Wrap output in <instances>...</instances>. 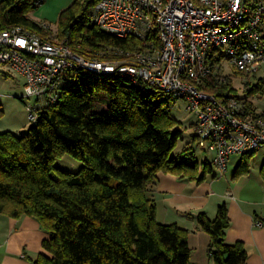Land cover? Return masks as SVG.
Here are the masks:
<instances>
[{
    "label": "trees",
    "instance_id": "obj_1",
    "mask_svg": "<svg viewBox=\"0 0 264 264\" xmlns=\"http://www.w3.org/2000/svg\"><path fill=\"white\" fill-rule=\"evenodd\" d=\"M37 1L2 0L0 31L22 26L45 33L29 18ZM99 1L76 0L65 9L58 38L86 57L131 61L139 42L92 22ZM75 79L77 87L66 89L64 83L55 100L39 106L27 132L0 133V215L35 217L48 232L45 253L34 264H193L188 230L160 223L156 201L148 195L161 172L199 183L213 169L196 160L191 142L173 155L184 135L171 114L172 102L164 99L173 97L121 73L81 70ZM232 90L227 84L216 93ZM247 92L263 98L264 78ZM192 139L197 141L196 134ZM65 155L84 167L71 172L56 166ZM252 156L242 157L238 175L249 171ZM197 220L210 235L214 264H248L245 245L226 242V204L215 219L200 213Z\"/></svg>",
    "mask_w": 264,
    "mask_h": 264
},
{
    "label": "built area",
    "instance_id": "obj_2",
    "mask_svg": "<svg viewBox=\"0 0 264 264\" xmlns=\"http://www.w3.org/2000/svg\"><path fill=\"white\" fill-rule=\"evenodd\" d=\"M91 20L108 34L139 42L130 62L86 57L51 32L0 31V70L25 78L33 122L39 106L55 100L77 71L121 73L186 100L197 115L198 147L214 155L210 163L219 175L232 157L264 151V110L249 107L261 98L247 92L264 78V0H100ZM227 84L234 91L216 93Z\"/></svg>",
    "mask_w": 264,
    "mask_h": 264
},
{
    "label": "crops",
    "instance_id": "obj_3",
    "mask_svg": "<svg viewBox=\"0 0 264 264\" xmlns=\"http://www.w3.org/2000/svg\"><path fill=\"white\" fill-rule=\"evenodd\" d=\"M75 1L44 0L29 18L41 25L48 24L43 20H59ZM213 158L206 161L210 163ZM233 158L224 175L217 174L212 166L211 173L198 183L161 172L152 186L158 221L188 230L193 264H214L209 256L210 235L200 229L197 216L205 213L215 219L222 204H226L230 218L226 242H242L249 255L248 264H264V160H250L249 171L238 175L242 157L238 163H233ZM48 238L35 217L0 215V264H34L39 254L45 253L43 241Z\"/></svg>",
    "mask_w": 264,
    "mask_h": 264
},
{
    "label": "rangeland",
    "instance_id": "obj_4",
    "mask_svg": "<svg viewBox=\"0 0 264 264\" xmlns=\"http://www.w3.org/2000/svg\"><path fill=\"white\" fill-rule=\"evenodd\" d=\"M1 1L2 0H0V2ZM45 21H47V23L52 26V31L49 32L58 35L59 20H43L41 22ZM44 32L45 33L40 34L46 36L48 33L45 31V29ZM234 82L239 86V83H237L238 81ZM24 85L25 78H23V76L19 73L8 68L0 70V133L11 131L13 133L19 134L21 132H27L33 126V121L29 117L28 105L34 104V99L30 100L24 97ZM78 85L79 79L71 78L70 81L65 82L63 86L66 89H69L71 87H77ZM240 91L243 92L242 89H240ZM164 99H168L172 102L170 108L171 114L182 123V128L184 131L183 139L178 142L173 155H177L176 152H181L182 148H184L188 143L191 142V146L194 148L197 161L203 163L206 160H210L213 154L201 150L198 147L197 141L192 142V135L195 134L197 115L193 112L188 111L186 100L175 98L170 99L166 96L164 97ZM254 105L257 108L264 110V97L261 99H255ZM98 108L101 109L102 106H98ZM98 108L97 110H99ZM240 160L241 158L236 156L232 161L233 163H238V161ZM251 160H264V151H260L259 153L254 154L251 157ZM56 166L71 172H78L84 167V163L71 157L70 155H65L64 157L57 160ZM214 170L217 171L216 169ZM149 190L150 191L148 195L152 198V187Z\"/></svg>",
    "mask_w": 264,
    "mask_h": 264
},
{
    "label": "bare ground",
    "instance_id": "obj_5",
    "mask_svg": "<svg viewBox=\"0 0 264 264\" xmlns=\"http://www.w3.org/2000/svg\"><path fill=\"white\" fill-rule=\"evenodd\" d=\"M233 91V90H232ZM231 92V91H230Z\"/></svg>",
    "mask_w": 264,
    "mask_h": 264
}]
</instances>
